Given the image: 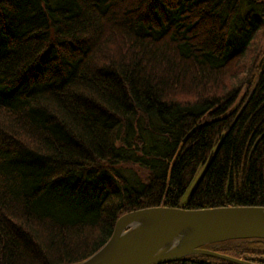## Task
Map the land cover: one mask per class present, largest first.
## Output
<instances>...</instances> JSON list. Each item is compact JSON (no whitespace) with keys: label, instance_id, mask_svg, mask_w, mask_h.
Returning a JSON list of instances; mask_svg holds the SVG:
<instances>
[{"label":"trees","instance_id":"1","mask_svg":"<svg viewBox=\"0 0 264 264\" xmlns=\"http://www.w3.org/2000/svg\"><path fill=\"white\" fill-rule=\"evenodd\" d=\"M263 38L264 0H0V264H77L135 210L264 207Z\"/></svg>","mask_w":264,"mask_h":264},{"label":"water","instance_id":"2","mask_svg":"<svg viewBox=\"0 0 264 264\" xmlns=\"http://www.w3.org/2000/svg\"><path fill=\"white\" fill-rule=\"evenodd\" d=\"M259 74L264 59L258 63ZM221 139L185 197L188 200L219 150ZM264 240V207L237 206L205 209L150 207L125 213L115 221L109 239L77 264H165L205 255L235 264H255L205 248L236 240Z\"/></svg>","mask_w":264,"mask_h":264},{"label":"rangeland","instance_id":"3","mask_svg":"<svg viewBox=\"0 0 264 264\" xmlns=\"http://www.w3.org/2000/svg\"><path fill=\"white\" fill-rule=\"evenodd\" d=\"M261 59H264V38L262 40V44L260 47V55H259L258 60L255 62V65L252 68V70L247 71L245 75V79H244L245 87L243 88V92L241 93L240 97L244 95V93L246 92L248 93V91H250L253 88L257 74L259 73L258 63Z\"/></svg>","mask_w":264,"mask_h":264}]
</instances>
